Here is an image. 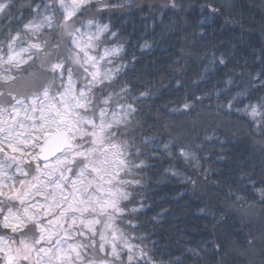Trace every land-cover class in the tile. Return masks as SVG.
Instances as JSON below:
<instances>
[{
	"label": "snow or ice",
	"instance_id": "1",
	"mask_svg": "<svg viewBox=\"0 0 264 264\" xmlns=\"http://www.w3.org/2000/svg\"><path fill=\"white\" fill-rule=\"evenodd\" d=\"M128 2L0 0V264H173L157 259L147 232L136 234L141 224L133 221L147 208L143 201L129 208L127 189L140 185L135 176L160 153L185 162L197 157L145 134L144 101L154 93L129 79L132 62L117 63L126 51L112 31V13ZM165 7L179 10L175 0ZM256 79L242 86L229 76L217 98L239 90L216 107L250 121L264 146V95H254L264 80L254 85ZM192 109L185 101L172 111ZM257 239L264 243V227L259 237L249 235L250 249Z\"/></svg>",
	"mask_w": 264,
	"mask_h": 264
},
{
	"label": "trees",
	"instance_id": "2",
	"mask_svg": "<svg viewBox=\"0 0 264 264\" xmlns=\"http://www.w3.org/2000/svg\"><path fill=\"white\" fill-rule=\"evenodd\" d=\"M175 2L179 10L165 7L169 0H129L111 15L112 31L120 32L126 51L117 63L132 62L129 79L139 91L151 85L154 93L144 101L145 134L161 144L172 140L173 152L184 145L197 157L185 162L160 153L147 161L152 167L135 176L140 185L128 187V207L143 201L147 208L133 221L141 224L136 234L147 232L157 259L173 264H264V243L257 239L255 249L246 243L264 227V201L250 183L264 181V146L250 121L216 107L227 105L239 90L233 87L217 98L229 76L242 86L257 74L254 85L264 80V16L255 6L259 0ZM145 42L151 47L142 50ZM221 56L226 66L219 65ZM208 94L210 98L199 99ZM254 95H264V89ZM185 101L193 104L190 113L172 111L182 109ZM137 137L142 139L139 133ZM237 193L244 199L237 201Z\"/></svg>",
	"mask_w": 264,
	"mask_h": 264
},
{
	"label": "clouds",
	"instance_id": "3",
	"mask_svg": "<svg viewBox=\"0 0 264 264\" xmlns=\"http://www.w3.org/2000/svg\"><path fill=\"white\" fill-rule=\"evenodd\" d=\"M255 6L259 8L261 15L264 16V0H259V3H257ZM254 187H255V190L253 191L255 192L257 197L260 198V193L264 192V181L259 182V183L255 181Z\"/></svg>",
	"mask_w": 264,
	"mask_h": 264
}]
</instances>
